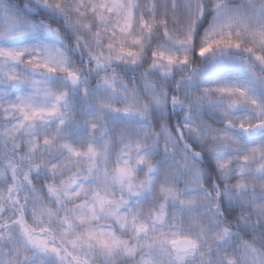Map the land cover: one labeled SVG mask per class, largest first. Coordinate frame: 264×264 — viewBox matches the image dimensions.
Instances as JSON below:
<instances>
[{
	"label": "clouds",
	"instance_id": "obj_1",
	"mask_svg": "<svg viewBox=\"0 0 264 264\" xmlns=\"http://www.w3.org/2000/svg\"><path fill=\"white\" fill-rule=\"evenodd\" d=\"M0 264H264V0H0Z\"/></svg>",
	"mask_w": 264,
	"mask_h": 264
}]
</instances>
